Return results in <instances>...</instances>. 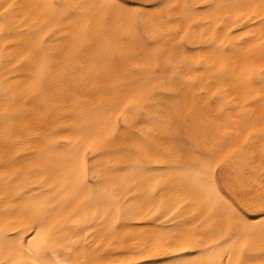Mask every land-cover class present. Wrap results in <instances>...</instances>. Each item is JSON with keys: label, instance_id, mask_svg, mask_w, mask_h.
I'll list each match as a JSON object with an SVG mask.
<instances>
[{"label": "bare ground", "instance_id": "obj_1", "mask_svg": "<svg viewBox=\"0 0 264 264\" xmlns=\"http://www.w3.org/2000/svg\"><path fill=\"white\" fill-rule=\"evenodd\" d=\"M110 2L0 0V261L25 259L13 238L68 182L72 118L99 114L117 140L89 165L87 231L53 264H155L159 241L199 248L171 264H236L245 239L264 264V222L229 220V201L264 191V0H127L145 17L133 33ZM204 157L223 161L215 193Z\"/></svg>", "mask_w": 264, "mask_h": 264}, {"label": "snow or ice", "instance_id": "obj_2", "mask_svg": "<svg viewBox=\"0 0 264 264\" xmlns=\"http://www.w3.org/2000/svg\"><path fill=\"white\" fill-rule=\"evenodd\" d=\"M121 5L124 6L121 7ZM107 7L111 14L109 18L116 17L121 31L133 33L138 30L141 23L145 22L144 14L127 6V0H111ZM52 88L59 91L62 85L58 82L53 83ZM131 102L129 101V104ZM72 119L77 130L76 134L80 137V143L79 150L65 156L62 161L61 170L69 177V180L63 187L58 184L52 188V193L57 192V189L59 193L31 215L24 231L20 234L23 236L28 233L27 239L13 238L20 246L12 245V251L25 259H13L10 264H53L52 258L57 257L65 248V242L70 237L79 236L87 231V228L83 226L87 224L89 213L95 203L94 199L86 197L89 186L95 187L94 177L89 179L90 171H94L89 165L100 159L101 155L106 154L116 143L119 120L117 118L113 123L107 119L106 115L99 114L81 115ZM27 131L32 129L28 128L14 134L23 137ZM7 135L8 133L5 132V136ZM197 155L202 154L197 153ZM211 161V157H204L198 167L204 177L201 183L215 193L219 185V176L215 173L223 161L216 163L215 167ZM260 188H264V179L260 180ZM45 195L51 196V193H45ZM229 203L231 205L229 220L239 225L240 230L247 231L243 225L249 221L250 215L253 219L264 222V191L253 187L242 202L229 201ZM92 216L94 219L97 218L96 213H92ZM238 247L236 264H247L244 254L245 249L248 248V241L245 239ZM194 250L198 251L199 248L188 244H165L159 241L153 245L151 256L163 257L156 260L155 264H171L172 261L184 260L185 254ZM226 260L227 264H232L231 257H226ZM0 264H3V261H0ZM63 264H71V261L66 259Z\"/></svg>", "mask_w": 264, "mask_h": 264}]
</instances>
